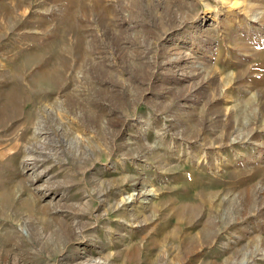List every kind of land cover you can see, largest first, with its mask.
Wrapping results in <instances>:
<instances>
[{"label": "rangeland", "instance_id": "rangeland-1", "mask_svg": "<svg viewBox=\"0 0 264 264\" xmlns=\"http://www.w3.org/2000/svg\"><path fill=\"white\" fill-rule=\"evenodd\" d=\"M0 264H264V0H0Z\"/></svg>", "mask_w": 264, "mask_h": 264}, {"label": "bare ground", "instance_id": "bare-ground-1", "mask_svg": "<svg viewBox=\"0 0 264 264\" xmlns=\"http://www.w3.org/2000/svg\"><path fill=\"white\" fill-rule=\"evenodd\" d=\"M252 12V11H251Z\"/></svg>", "mask_w": 264, "mask_h": 264}]
</instances>
